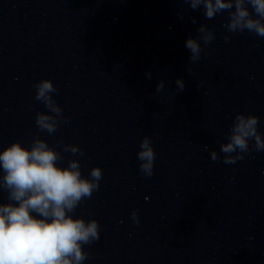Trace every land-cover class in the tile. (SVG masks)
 <instances>
[{"label": "water", "instance_id": "95a60500", "mask_svg": "<svg viewBox=\"0 0 264 264\" xmlns=\"http://www.w3.org/2000/svg\"><path fill=\"white\" fill-rule=\"evenodd\" d=\"M228 21L227 10L207 19L183 0H0V151L39 136L61 152L59 166L76 159L88 178L103 170L72 213L100 225L83 264L252 263L264 231V150L225 163L220 144L237 113L256 115L264 136V37L229 32ZM202 24L215 38L200 41L192 63L185 41ZM41 79L69 118L52 134L35 124L48 111L35 99ZM145 136L156 152L151 177L137 159ZM7 196L0 189V203Z\"/></svg>", "mask_w": 264, "mask_h": 264}, {"label": "clouds", "instance_id": "9594fccd", "mask_svg": "<svg viewBox=\"0 0 264 264\" xmlns=\"http://www.w3.org/2000/svg\"><path fill=\"white\" fill-rule=\"evenodd\" d=\"M192 10L202 7L207 19L218 13L229 12V21L224 25L229 32L254 33L264 37V0H183ZM249 6L253 11L250 12ZM234 7V10H232ZM192 22L196 23L195 18ZM197 32L199 39L189 36L185 47L190 50V61L201 58V43H210L215 34L202 24ZM230 37L225 36L227 41ZM151 78V73H146ZM176 86L183 91L185 83L178 78ZM35 99L48 109L38 112L35 124L40 131L56 132L60 123L69 118L62 116V108L53 98L58 89L52 80L41 79L33 85ZM165 81L160 80L156 91L161 92ZM259 118L253 114L237 113L226 142L220 144L225 163L243 160L252 150H264V136L258 131ZM250 147V141H253ZM137 159L145 177L153 175L156 152L152 140L145 136L140 144ZM207 150V145H205ZM64 152L73 155L85 153L76 145H64ZM63 159L61 152L36 136L31 146L25 147L19 141L12 142L0 151V189L7 192L8 202L0 203V264H83L88 253L83 246L99 239L100 225L97 220L86 221L74 218L72 213L85 199L99 188L103 170L96 166L90 170V178L82 176L80 163L71 159L67 167L58 162ZM212 160H219L216 151L211 152ZM139 223L137 212L131 215Z\"/></svg>", "mask_w": 264, "mask_h": 264}]
</instances>
